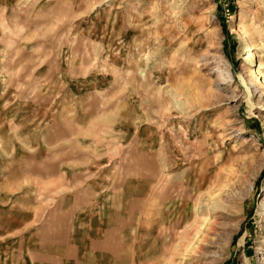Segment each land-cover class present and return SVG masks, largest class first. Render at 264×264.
I'll list each match as a JSON object with an SVG mask.
<instances>
[{"label":"rangeland","instance_id":"rangeland-1","mask_svg":"<svg viewBox=\"0 0 264 264\" xmlns=\"http://www.w3.org/2000/svg\"><path fill=\"white\" fill-rule=\"evenodd\" d=\"M54 1L37 6L35 52H88L77 67L114 86L84 120L160 156L131 264H264V0H66L65 13Z\"/></svg>","mask_w":264,"mask_h":264},{"label":"crops","instance_id":"crops-1","mask_svg":"<svg viewBox=\"0 0 264 264\" xmlns=\"http://www.w3.org/2000/svg\"><path fill=\"white\" fill-rule=\"evenodd\" d=\"M45 2L0 0V264H131L160 156L132 155L130 133L110 143L107 128L99 139L89 126L96 114L84 120L114 84L107 73L97 85L99 73L77 67L92 60L88 52H35L47 44L35 40L47 24L37 11ZM54 2L65 13L66 0ZM84 96L99 101L84 107Z\"/></svg>","mask_w":264,"mask_h":264},{"label":"bare ground","instance_id":"bare-ground-1","mask_svg":"<svg viewBox=\"0 0 264 264\" xmlns=\"http://www.w3.org/2000/svg\"><path fill=\"white\" fill-rule=\"evenodd\" d=\"M262 73H260L259 74V76H258V78H257V82H261V80H262ZM151 91V90H150ZM252 99V98H251ZM250 99V100H251ZM96 121V120H95ZM99 126V125H98ZM86 130V129H85ZM101 131V130H100ZM80 148V147H79ZM83 149V148H82ZM151 209H153V208H151ZM192 230H194V232H196V234H199V232L201 231V229H200V227L199 226H197L196 224H193V226H192ZM190 231V232H193V231ZM190 232L185 236V238H184V240H183V242L181 243V245L183 244V246L185 245V244H187V245H190L192 242H191V240H190ZM185 242V243H184ZM181 247V246H180ZM188 247V246H187ZM186 247V248H187ZM188 250V249H187Z\"/></svg>","mask_w":264,"mask_h":264}]
</instances>
